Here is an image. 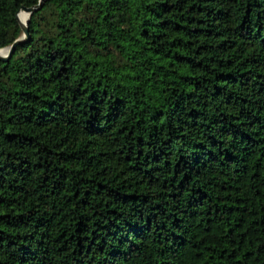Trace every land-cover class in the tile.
I'll use <instances>...</instances> for the list:
<instances>
[{
	"label": "trees",
	"instance_id": "trees-1",
	"mask_svg": "<svg viewBox=\"0 0 264 264\" xmlns=\"http://www.w3.org/2000/svg\"><path fill=\"white\" fill-rule=\"evenodd\" d=\"M39 0H0V49ZM0 59V264H264V0H45Z\"/></svg>",
	"mask_w": 264,
	"mask_h": 264
},
{
	"label": "water",
	"instance_id": "water-1",
	"mask_svg": "<svg viewBox=\"0 0 264 264\" xmlns=\"http://www.w3.org/2000/svg\"><path fill=\"white\" fill-rule=\"evenodd\" d=\"M45 0H39V4L35 7H31V8H26V7H22L16 14V20L20 26V29H21V32H22V35L19 39H17L10 47L8 48H5V49H0V51H4L6 50L5 54L4 55H0V59L4 62H6L10 56L13 54L16 46H18L19 44L21 43H24V42H27L28 39H29V30H28V24H29V18L30 16L38 9L41 8L43 2ZM20 12H23L25 14H27V20L25 21L24 24H21L20 21H19V18H18V14Z\"/></svg>",
	"mask_w": 264,
	"mask_h": 264
},
{
	"label": "bare ground",
	"instance_id": "bare-ground-1",
	"mask_svg": "<svg viewBox=\"0 0 264 264\" xmlns=\"http://www.w3.org/2000/svg\"><path fill=\"white\" fill-rule=\"evenodd\" d=\"M27 17H28L27 14H25L23 12H20L18 14V18H19V21H20L21 24H24L25 23V21L27 20ZM5 52H6V50L0 51V55H4Z\"/></svg>",
	"mask_w": 264,
	"mask_h": 264
}]
</instances>
